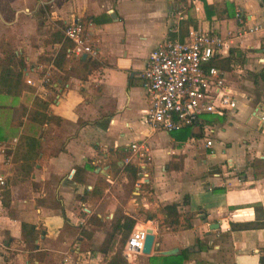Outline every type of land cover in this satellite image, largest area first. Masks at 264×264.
<instances>
[{"label": "crops", "instance_id": "1", "mask_svg": "<svg viewBox=\"0 0 264 264\" xmlns=\"http://www.w3.org/2000/svg\"><path fill=\"white\" fill-rule=\"evenodd\" d=\"M236 8L246 26L262 28L246 31L229 16ZM88 17H94L85 28L97 64L84 70L74 59L58 68L53 58L62 42L53 33ZM189 29L221 38L212 61L224 71L237 107L224 116L204 115L210 131L198 125L177 133L152 130L144 121L148 99L140 73L157 43L183 40ZM263 39L264 0H0V59L10 46L23 63L13 65L21 71L15 92L0 88V264H44L56 256L74 264L64 261L72 248L90 264H106L116 247L93 253L80 247L104 244L98 229L113 231L122 215L135 220L132 230L154 233L148 255L123 247L124 264H163L160 256L167 255L159 252L172 248L185 255L182 264H259L264 133L253 110L264 112V102L251 87L264 81ZM45 72L51 83L41 85ZM38 99L46 108L35 105ZM42 114L54 118L42 121ZM208 116L225 118L217 127ZM139 141L148 144V167L131 183L123 167L138 162L129 144ZM172 203L180 213L176 229L164 224L160 211ZM22 223L37 232L32 250ZM114 235L118 244L120 234Z\"/></svg>", "mask_w": 264, "mask_h": 264}, {"label": "built area", "instance_id": "2", "mask_svg": "<svg viewBox=\"0 0 264 264\" xmlns=\"http://www.w3.org/2000/svg\"><path fill=\"white\" fill-rule=\"evenodd\" d=\"M234 17L248 32L262 28L261 25L246 26V18L238 8L234 10ZM63 33L72 44L67 56H97V50L88 40L86 28L81 22L71 20ZM222 44L221 38L211 32L189 29L183 40L164 39L152 49L140 73L148 99L144 121L152 130L170 132L198 125L203 132L210 131L209 125L203 121L204 115L224 116L237 107V100L226 83L224 71L211 64ZM260 61H264V57ZM26 82L32 83L30 79ZM39 82L41 85L50 84V73L42 74ZM259 108L256 107L253 113L264 133V112H258ZM208 145H211L210 140H206ZM129 150L137 158L139 167H144L148 159V144L145 141L132 142ZM2 152L3 147L0 145ZM4 184L5 175L0 172V186ZM146 233L147 227L132 230L124 252L140 253ZM65 254L64 261L69 258L74 264H90L74 248Z\"/></svg>", "mask_w": 264, "mask_h": 264}, {"label": "trees", "instance_id": "3", "mask_svg": "<svg viewBox=\"0 0 264 264\" xmlns=\"http://www.w3.org/2000/svg\"><path fill=\"white\" fill-rule=\"evenodd\" d=\"M204 9L210 10V7L208 4L204 2ZM207 16L209 17V13H207ZM234 15L233 11L229 12V16ZM93 20L94 17H88L86 19H78V22H81L84 27L88 25V20ZM53 36L55 40H58L62 42V46L60 50L57 52L56 56L53 58V63L58 68H63L66 62L70 60H77L82 64V68L85 70L91 69L93 66H95L97 63L94 59L86 58L82 60L79 57H69L67 56L68 50L71 48L72 44L70 41H67L64 39L63 32H54ZM231 52V50H230ZM4 57L0 59V88L10 93H14L15 89L19 85V80L21 76L20 70H14L13 65H16V63L19 65V67H23L22 60L17 58L12 51V49L4 48L3 49ZM241 55V54H240ZM239 55V56H240ZM240 61H243V57L240 56ZM212 65H215L212 61ZM260 78L264 80V68L259 73ZM35 105H37L39 108H46V102L42 100H36ZM54 117L49 116L46 114H42V121L45 119L52 120ZM34 119H38L37 117H34ZM3 146V145H2ZM4 148V147H3ZM124 171L127 174L128 180L131 183L136 182L138 179V175L141 172V168L137 165H134L132 163L126 164L124 167ZM255 210H257L256 207H254ZM160 211L162 214L165 215L164 218V224L172 229H176L178 227L179 223V217L180 213L178 211V204L172 203L165 205L160 208ZM135 220L131 217L122 215L120 216L114 226H113V233L120 234V238L118 241V246L114 252V254L111 256V258L107 261L106 264H124L126 262L125 258L122 256V250L126 243V240L130 234V231L134 227ZM21 230L23 233V238L25 242V247L28 248V250H32L34 248V244H32V239L36 236L37 232L34 228V225H30L27 223L21 224ZM160 258L163 261V264H182V262L185 259V255L182 253H178L175 255H167V256H160ZM259 264H264V256H262L259 260Z\"/></svg>", "mask_w": 264, "mask_h": 264}, {"label": "rangeland", "instance_id": "4", "mask_svg": "<svg viewBox=\"0 0 264 264\" xmlns=\"http://www.w3.org/2000/svg\"><path fill=\"white\" fill-rule=\"evenodd\" d=\"M8 41V40H7ZM9 42V41H8ZM10 44L14 47V48H16L15 47V45L12 43V42H10ZM5 48H8V49H11V47L10 46H6ZM251 92H252V94H254L255 95V98L256 99H259V100H261V101H263L264 102V81H259L257 84H255V85H253L252 87H251ZM207 118H210V119H213L214 120V122H216L217 123V127H218V125H220V123H222V121L224 120L223 118H225V117H211V116H208ZM205 122H206V120H205ZM207 123V122H206ZM208 124V123H207ZM178 132V130L175 132V133H177ZM214 140L216 139V137H217V135H216V133H213V134H211L210 135ZM196 141H197V143H201V139H196ZM216 142V141H215ZM147 161H149L148 159H147ZM147 161H146V163H147ZM136 165L138 166V162L136 163ZM145 167L147 168L148 167V165L146 166L145 165ZM142 172V171H141ZM141 172L139 173V175H138V178H139V176L141 177ZM123 191V190H122ZM126 191L128 192L129 191V188H126ZM123 192L124 194L122 195V198L123 199H126L127 198V192ZM126 193V194H125ZM121 197V196H120ZM122 199V200H123ZM138 213V212H137ZM154 225H158L157 226V229H158V231L160 232V233H162L164 230H163V227L161 226L162 225V222H160V221H156L155 223H154ZM99 231H101L102 232V234L105 236V242H104V244L102 243V244H100V245H95V244H92L91 242H89V241H87L85 244H83V245H81V249L82 250H84V251H87V250H89V251H91L92 253L94 252V251H97V250H99V249H101V248H104V247H108V248H111V250H113L115 247L117 248V246H118V244L116 243V241H117V236L116 235H114V237L112 236V233H113V231H110L111 230V228H110V225H105V226H103V228H101V229H98ZM92 235V231H89V236H91ZM113 237V238H112ZM61 261V262H60ZM64 262L61 260V257H58V256H56V257H54V258H50V259H47L46 261H45V263L44 264H63Z\"/></svg>", "mask_w": 264, "mask_h": 264}, {"label": "water", "instance_id": "5", "mask_svg": "<svg viewBox=\"0 0 264 264\" xmlns=\"http://www.w3.org/2000/svg\"><path fill=\"white\" fill-rule=\"evenodd\" d=\"M81 57L85 58L86 54H82ZM153 244H154V233L152 229L148 228L147 233L144 238L143 247H142L141 252L145 255L150 254ZM177 251H178L177 248H172L168 250H161L159 253L162 255H172V254H175Z\"/></svg>", "mask_w": 264, "mask_h": 264}, {"label": "bare ground", "instance_id": "6", "mask_svg": "<svg viewBox=\"0 0 264 264\" xmlns=\"http://www.w3.org/2000/svg\"><path fill=\"white\" fill-rule=\"evenodd\" d=\"M130 258H133V256L131 255Z\"/></svg>", "mask_w": 264, "mask_h": 264}]
</instances>
